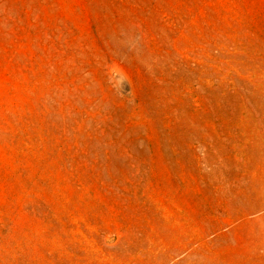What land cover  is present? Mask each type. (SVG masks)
Returning a JSON list of instances; mask_svg holds the SVG:
<instances>
[{"label":"rangeland","instance_id":"1","mask_svg":"<svg viewBox=\"0 0 264 264\" xmlns=\"http://www.w3.org/2000/svg\"><path fill=\"white\" fill-rule=\"evenodd\" d=\"M0 264H264V0H0Z\"/></svg>","mask_w":264,"mask_h":264}]
</instances>
